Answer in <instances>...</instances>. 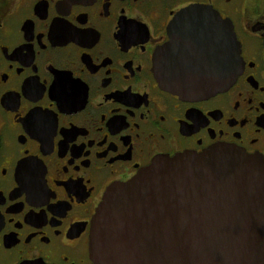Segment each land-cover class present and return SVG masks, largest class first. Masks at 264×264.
<instances>
[{
    "label": "flooded vegetation",
    "instance_id": "flooded-vegetation-1",
    "mask_svg": "<svg viewBox=\"0 0 264 264\" xmlns=\"http://www.w3.org/2000/svg\"><path fill=\"white\" fill-rule=\"evenodd\" d=\"M203 9L234 38L181 19ZM172 39L192 96L157 68ZM218 146L264 156V0H0V264H95L108 188Z\"/></svg>",
    "mask_w": 264,
    "mask_h": 264
},
{
    "label": "water",
    "instance_id": "water-1",
    "mask_svg": "<svg viewBox=\"0 0 264 264\" xmlns=\"http://www.w3.org/2000/svg\"><path fill=\"white\" fill-rule=\"evenodd\" d=\"M196 13L219 26L222 38H234L216 11L190 10L181 19ZM174 44L162 48L157 68L169 91L192 96L205 73L170 75L174 65L164 57ZM101 202L90 230L95 264H264L262 155L218 146L159 157L108 188Z\"/></svg>",
    "mask_w": 264,
    "mask_h": 264
}]
</instances>
